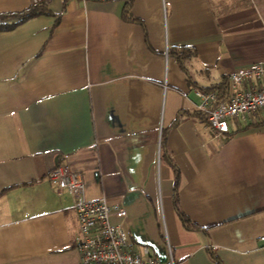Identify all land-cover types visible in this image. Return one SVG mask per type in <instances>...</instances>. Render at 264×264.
I'll return each instance as SVG.
<instances>
[{
	"label": "crops",
	"instance_id": "1",
	"mask_svg": "<svg viewBox=\"0 0 264 264\" xmlns=\"http://www.w3.org/2000/svg\"><path fill=\"white\" fill-rule=\"evenodd\" d=\"M42 3L0 31V264H80L73 197L49 178L62 163L162 264H264V110L220 137L195 93L228 97L264 60V0H131L136 19L121 0Z\"/></svg>",
	"mask_w": 264,
	"mask_h": 264
},
{
	"label": "built area",
	"instance_id": "2",
	"mask_svg": "<svg viewBox=\"0 0 264 264\" xmlns=\"http://www.w3.org/2000/svg\"><path fill=\"white\" fill-rule=\"evenodd\" d=\"M42 1L32 0V4ZM229 81L231 93L225 98H220L214 90H195L200 99L198 110L207 116L212 129L220 137L230 131V119L264 110V60L236 69L229 75ZM244 81L256 84L250 89L236 90ZM49 178L60 191L67 190L73 197L79 223L76 248L80 253V264H162L149 245L135 249L126 231L111 222V215H127L123 207L110 204L105 197L87 198V184L82 173L62 163L52 168ZM261 239L264 240V235Z\"/></svg>",
	"mask_w": 264,
	"mask_h": 264
},
{
	"label": "trees",
	"instance_id": "3",
	"mask_svg": "<svg viewBox=\"0 0 264 264\" xmlns=\"http://www.w3.org/2000/svg\"><path fill=\"white\" fill-rule=\"evenodd\" d=\"M131 4V0L125 2V15L128 19H136L132 17L129 14V7ZM48 9L44 6L43 3H37V4H31L27 9L22 10V11H8V12H0V31H5V30H12L16 28L18 25H20L22 22L26 21L27 19H30L34 16H37L41 13H47ZM181 50V51H180ZM188 49L185 47H181L179 50H174L173 53L177 54L178 59L181 61L182 57L178 55V51L181 53L186 52ZM224 89V86H223ZM220 95V94H219ZM173 201H174V206L175 209L182 220V223L184 226L188 229H193V230H198L201 229V227L190 220L187 215L181 210L179 206V199H178V191H177V182H176V187L174 191V196H173ZM211 255L213 259L218 262L219 264H223L220 259H218L217 255L211 251Z\"/></svg>",
	"mask_w": 264,
	"mask_h": 264
}]
</instances>
